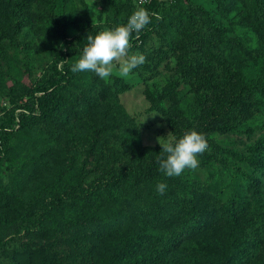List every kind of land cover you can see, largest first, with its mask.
Returning <instances> with one entry per match:
<instances>
[{
  "label": "rangeland",
  "instance_id": "obj_1",
  "mask_svg": "<svg viewBox=\"0 0 264 264\" xmlns=\"http://www.w3.org/2000/svg\"><path fill=\"white\" fill-rule=\"evenodd\" d=\"M256 1L0 0V117L14 110V119L3 120V124L15 133L19 142L12 155V172L6 171V158L0 155V243L11 237L7 233H14L18 221L32 220L40 214L42 204L47 205L53 195L63 193L71 182L69 179L81 177L80 183H87L96 160L103 167H110L117 157L121 166L131 162L132 166L145 168L153 158L161 156L159 142L174 143L196 125L194 87L182 80L176 57L179 51L198 48V42L212 38L210 20L224 30L222 34L214 33L219 45H225L222 38L225 36L231 52L235 39L244 47L256 49L253 54L237 57L245 84L262 76L264 27L257 26L253 19ZM259 1L264 18V0ZM138 8L147 9L151 16L153 10L158 11L159 24L151 29L150 25L155 24L152 17L145 34H140L139 39L131 37L127 56L113 62L110 79L102 80L92 72L72 71L87 45V36L125 24ZM63 48L67 58L62 61ZM137 54L145 55L146 62L128 76H121L119 65ZM53 65L57 70L65 68L66 72L65 82L57 83L64 97L57 116L47 110V98L45 107L40 102L44 96L40 79ZM202 134L208 148L198 156L197 168L186 169L177 177H166L158 167L156 181L139 179L142 185L138 201L128 196L132 192L121 202L103 200L104 193H96L91 203L76 200L71 206L68 203L54 206L42 216L43 224L35 225L18 238L22 243L31 240L39 247L53 244L57 228L75 220L79 213L85 216L91 213L102 226L94 232L114 231L95 242L94 259L104 260L106 250L112 251L113 242L118 247L124 246L151 226L157 204L170 199L178 209V214H171L166 221V228L160 229V236L187 222L190 212L187 200L194 197L195 209L202 214L195 215V230L174 252L172 263L169 258L152 263L150 245L146 243L132 247L129 260L139 258L146 264H208L207 259L218 262L229 251L226 246L229 233L236 235L250 230L243 215L234 226L223 211L237 183L243 187L244 177L252 173L249 161L255 142L264 134V120L252 119L251 124L234 131ZM95 140L99 145L87 155ZM63 177L68 179L62 180ZM161 182L168 186L163 195L156 192V185ZM244 191L248 196L245 212L263 223L264 187L259 194L251 189ZM100 200L103 203H96ZM82 206L90 207L84 213ZM206 209L210 214L204 212ZM114 216L119 217L111 218ZM257 244L256 257L250 264H264V241L257 239ZM48 246L54 249V245ZM151 246L155 247L153 243ZM26 254L27 251L19 253L17 261L25 264ZM191 258L196 263H191ZM34 263L40 264L41 259Z\"/></svg>",
  "mask_w": 264,
  "mask_h": 264
},
{
  "label": "trees",
  "instance_id": "obj_2",
  "mask_svg": "<svg viewBox=\"0 0 264 264\" xmlns=\"http://www.w3.org/2000/svg\"><path fill=\"white\" fill-rule=\"evenodd\" d=\"M262 13L261 2L257 0L254 5L253 19L259 27H264ZM159 14L158 11L153 10L151 18L154 17L155 24L150 25L151 29L159 24L157 20V18H160ZM208 27L215 34H222L224 31L223 28H219L211 20ZM145 28L139 33H133L132 37L139 39L140 34L146 33ZM214 33L212 38L209 37L198 42V48H192L183 53L179 51L176 57V67L181 71L182 80L184 83L192 84L194 87L192 96L196 97L195 104L197 107L194 110L196 125L192 128L189 127L190 131L199 132V130H202V133L234 131L247 123L251 124L252 119L261 118L264 120V74L246 85L237 62V57L253 54L256 49L244 47L239 39H235L234 50L231 52L230 43L225 36L222 37L225 45L221 46ZM61 58L62 61L67 58L66 48L62 49ZM59 69L57 70L56 65L48 67L40 79L42 82L41 88L44 92V96L41 97L40 101L42 107H45L44 99L47 98L49 106L47 110L55 116H57L56 112L59 106L64 103L62 87L59 88L57 83L66 80L65 68ZM6 119H11V121L14 119V110L4 112L3 116L0 117V155L2 153L6 158V171L12 172V155L16 151L19 142L15 133L8 131L3 124V120ZM170 121L172 120L170 119ZM253 129L256 131L255 128ZM99 138L97 137V139ZM98 145L99 141L95 140L91 147L89 146L90 150H87V155L95 151ZM159 157L153 158L145 168L137 164L132 166L131 162L121 166L117 162L119 161L117 157L112 160L110 167H103L102 162L99 163L96 160L94 167L90 170L93 171V175L90 176L91 178L87 183H80L81 177H77L76 180L69 179L71 182L63 193L53 195L47 205L42 204L39 207L38 213L40 214L33 216L30 221L23 219L16 223L13 228L14 233H7V236L11 237L5 243H0V264H21L17 261V255L26 251L25 264H35L34 262H37L39 258L41 259L40 264H146L139 258L129 260V251L140 243L150 245L149 251L152 252V258L154 259L152 263L167 258L172 263L173 258L171 257L174 252L181 247V242L195 230L197 223L195 215L202 214L200 210L195 209L196 201L194 197L187 200L186 207L190 211L187 222L175 225L173 230L166 231L163 236H160V229L166 228V221L171 219V214L177 215L178 209L171 203L172 200L170 199L166 203L157 204L154 208L156 212L152 218L151 226L143 233L133 236L124 246L118 247L117 243L112 241V251L106 250L109 254L105 252L104 260L97 259L96 261L94 259L95 242L104 235L107 237L114 231L111 229L106 232L100 230L94 232L93 230L102 226L99 225L101 221L98 217L91 213L86 216L79 213L75 220L57 228L58 231L53 244L45 243L39 247L31 240L22 243L18 238L22 233L32 231L35 225L43 224L44 219H42V216H46L51 212L52 207L58 208L59 205H65L66 203L71 206L73 203L75 204L76 200L83 204L85 201L91 203L96 193H104L103 200L111 199L121 202L122 199L129 196L138 201L142 185L139 179L157 180L155 170L159 167ZM84 164L88 163L84 162ZM249 165L252 167V173L244 177L243 187L237 183V189L230 199L228 207L224 209L223 216L226 217L227 221H230V224L235 226L238 217L243 215L250 230L244 229L236 235L230 232L226 243L229 251L223 253L218 262L207 259L208 264H250L256 257L257 239L264 241V222H258L251 217L252 214L249 211L245 212V203L248 202V196L247 192L244 191L245 189H251L255 194H259L264 187V134L255 142ZM67 179V177L62 178V180ZM132 180L133 182H131ZM120 184L123 186L121 187ZM125 185L126 188H123ZM129 192H132V196H127ZM53 201H55V205L52 204ZM96 203L101 204L103 202L100 200ZM165 204L168 205L166 208L164 207ZM89 207L82 206V212H87ZM204 212L210 214L208 209ZM118 217L111 218L118 219ZM109 220L112 222V219ZM106 226L109 227V224ZM119 226L120 224L117 228ZM152 243L155 247L151 246ZM48 245H54V249H50ZM220 245L223 244L220 243ZM262 248V251H264V247ZM37 254L41 256L38 257ZM190 262L196 263V259L191 258Z\"/></svg>",
  "mask_w": 264,
  "mask_h": 264
},
{
  "label": "clouds",
  "instance_id": "obj_3",
  "mask_svg": "<svg viewBox=\"0 0 264 264\" xmlns=\"http://www.w3.org/2000/svg\"><path fill=\"white\" fill-rule=\"evenodd\" d=\"M150 23V12L145 8H138L125 24L99 31L94 36H87V45L73 64L72 71L92 72L102 80L110 79L113 62L127 56L132 34L139 33ZM145 62V55H132L119 65V74L126 77ZM159 144L162 146V154L158 158V163L166 177H177L186 169L197 168L198 156L208 148L205 136L195 130L186 132L174 143L159 142ZM167 187L166 183H158L156 192L163 195Z\"/></svg>",
  "mask_w": 264,
  "mask_h": 264
}]
</instances>
